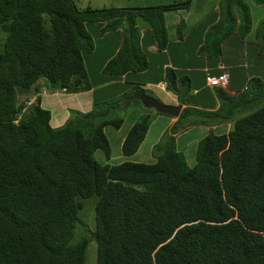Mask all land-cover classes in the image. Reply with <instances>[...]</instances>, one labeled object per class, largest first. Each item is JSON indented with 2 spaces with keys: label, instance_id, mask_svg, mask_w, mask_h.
Wrapping results in <instances>:
<instances>
[{
  "label": "trees",
  "instance_id": "1",
  "mask_svg": "<svg viewBox=\"0 0 264 264\" xmlns=\"http://www.w3.org/2000/svg\"><path fill=\"white\" fill-rule=\"evenodd\" d=\"M247 1L219 0L209 26L199 25L202 34L191 29L195 52L186 58L178 57L186 45L178 26L168 44L163 17L192 0L100 10H78L73 0H0V264H86L91 243L95 264H264V75L248 76L241 87L229 78L224 86L191 79L208 58L244 70L235 64L239 56L230 59L233 49L224 53L221 47L233 36L250 55L260 53L262 47L257 51L245 41L252 31ZM137 24L148 27L159 54V76L151 83L161 81L188 106L171 117L153 108L141 114L128 105L124 110L133 118L121 131L123 159L143 147L155 114L168 120L163 133L151 137L158 138L151 163L108 164L103 130L120 129L124 118L112 117L114 111L123 114L120 108L141 90L135 86L123 94L120 105L96 97L105 88L95 89L89 80L88 26H102L98 34L104 38L121 33L115 53L100 67L103 85L111 87L127 74L148 70L134 35ZM256 24L253 38L262 43L264 18ZM117 86L111 89L116 97ZM43 87L64 94L90 91V108L70 110L65 123L52 128L49 111L40 106ZM30 96L35 99L24 105ZM225 125V132L215 134V128L197 139L190 165L185 145L196 135L190 131L181 147L175 136ZM96 151L105 162L95 160ZM89 199L91 230L80 228L79 216Z\"/></svg>",
  "mask_w": 264,
  "mask_h": 264
},
{
  "label": "rangeland",
  "instance_id": "2",
  "mask_svg": "<svg viewBox=\"0 0 264 264\" xmlns=\"http://www.w3.org/2000/svg\"><path fill=\"white\" fill-rule=\"evenodd\" d=\"M184 0H73V3L76 7V9L78 10H83L85 8L88 9H93V10H100V9H111V8H116V9H142L144 7H156L158 5H165V4H173V3H178L180 6L184 5L185 2H183ZM187 3H185V6H182L179 9H176L178 11H166L164 13V25H165V29L167 32V40H168V44H172L171 42L175 41L174 38V31L176 29V27L178 26V30L179 33L184 32L185 29H194L195 27V23L197 21H200L205 14H208L199 24H202V26L206 27V25H208L209 21H211L213 19V15L214 12L217 10V0H192L191 4L186 5ZM247 4L249 6V10H250V15H251V22H252V33L250 32L248 37H246L245 41L247 42V44H249L251 47L257 49V51H259V48L262 47V50L260 51V53H255L254 55H250V51L249 49L246 50V47L243 46L242 42L240 41H236V37L233 36V39L228 40L229 42L227 44H223L221 47L224 50V53L226 52L227 49H233V54L230 55V59L231 58H235L237 56H239L235 61L236 65H241V67H244V70H232L234 71L232 74V79L236 82V84H239L240 86L243 85L246 82V78L250 75H255V74H261L264 75V40L261 43L260 41H256L255 38H253V34H254V28L257 27V22L258 19L260 18V15L258 14L260 11L264 12V5H255L253 4L251 1H247ZM263 18V17H262ZM180 19H182L180 21ZM208 20V22L206 21ZM139 22V21H137ZM180 23V24H179ZM179 24V25H178ZM102 26L99 27H90V25L88 26V33L89 35L93 38L92 43H93V51L88 55V58L86 60V63L88 64V74H89V80L90 83L92 85H96L95 89L98 88H105L103 92H96V97H98L99 99H103L104 103H111V101H118L120 100L121 97H123V94H127L133 91V87H138L141 90V92H136L133 95L130 96L131 101L128 102L129 104H125V106H123L121 109V111H123L120 113H115V111H119V110H115L114 114L112 115V117H120V118H124L123 119V123L120 127V129L118 131H115L114 129H112L111 127H106L104 128V133L105 136L108 140L109 143V147H110V160L107 162L108 164H117L123 161H130V162H137V163H151V161H153L150 158V148L153 146L152 144L155 143V141L158 140V138H156L155 140H152L151 137L153 136V134L155 133V131L162 134L164 131V127L161 128L162 123H165V121H167V118H162L163 116H159L155 114V120L152 122L154 124V122L157 121V117H160L158 119L159 122L155 123L154 125L152 124V127L148 130V134L146 136V140H144L143 142V147L141 146L138 150H137V154L134 156H131L130 160L127 159H123L124 157H121L120 155V139L121 136H123V134L121 135V131L126 132L128 129V125H129V121L127 119L128 116L131 117V119L133 118V116L129 113L128 114V110H124L128 105L134 106L136 107L141 114H149V113H154V111H152L150 108H144V106H142L141 101L137 98H134V96H137L138 94H145L148 95L152 98H155V96L149 92L147 89H145V87H143V84H133V82H131L132 80H140L139 77H135V75H130L127 77V82L129 81V84H126V82H124L125 77H122L119 81H117L115 83V85L111 84V87H106L107 85H103L106 80V77L100 75V67L102 65V63H104L106 61L107 58L111 57L116 49L118 48L119 44H120V39H121V33H117L116 31L111 32V33H107L105 34V38L102 37L101 35L98 34V31L100 30ZM196 28V27H195ZM263 27H260V29H262ZM90 30V31H89ZM201 30V28H199L196 31V34ZM123 32V30H122ZM178 33V34H179ZM135 38L137 39V43L139 48L146 53V60L148 63V70H146L147 74H153L154 76H158L155 74V72L157 71L158 73L160 72L158 68H156V65L158 64L157 62V51H156V44L154 42H152V38L150 37V32L148 30L147 26H143L142 24H137L136 26V31L134 32ZM142 36L143 39H142ZM230 39V38H228ZM235 39V40H234ZM118 41V45L115 47V42ZM234 42H237L236 46H234ZM148 44V46H147ZM248 53V57L245 56V54ZM226 61V60H225ZM230 62V60H229ZM99 67V68H98ZM226 68H228V66H224ZM226 73V75L228 74L226 71H224ZM222 72V73H224ZM224 73V74H225ZM229 75L231 76V73L229 72ZM131 82V83H130ZM119 84V85H118ZM118 85V86H117ZM132 85V86H129ZM117 86V90L119 91V95H117V97L113 100L112 98H114V94H112L111 92V88H115ZM244 89V88H241ZM45 90L47 92H45ZM60 94H64L61 93L59 91H57L55 88H51L50 90L47 87H43L41 88L40 91V97H45L46 95L48 97L53 96L54 98H60L63 95ZM38 96V94H36ZM68 95H71L68 93ZM52 97V98H53ZM129 98V99H130ZM134 99V100H133ZM138 100V101H137ZM155 100H157L155 98ZM29 102H33L32 100V96H30L28 99H26L24 105H26ZM47 102V103H46ZM46 102H43V106L44 108H49L52 107L53 104H49L48 101L46 100ZM118 105H120L122 102L118 101ZM103 103V104H104ZM30 104V103H29ZM177 105H179V108L184 107L183 103H176ZM67 105V103L65 104ZM102 105V104H101ZM69 112V110H68ZM80 113L82 112H87V111H79ZM154 116V114H152V117ZM64 117V114H63ZM58 119V117H57ZM56 119V121H57ZM167 119V120H166ZM55 118L51 119V121H54ZM58 121H60L58 119ZM66 119H61V123L58 124V126L56 127H52V128H58L60 126H62L65 123ZM175 121V119H172L171 121L169 120L168 126L170 125V123H173ZM50 123V120H49ZM51 125V124H50ZM223 126V125H221ZM219 126V127H221ZM225 128L221 129V131H217V127L213 126V127H209V129L206 130H200L199 128H193V129H184V131L178 133L175 136V142L177 144L178 147L183 146L182 143H184L183 138L186 137L189 132H194V134L196 135L195 138L191 139L190 141H188L185 145V155L188 158V163L191 165L192 163V155L191 153H193L194 151V144L197 141V139L202 138L203 136L206 135V133L210 130V129H214L216 128V130L214 131L215 134H221L222 132H225L228 125L224 126ZM154 131V132H153ZM193 134V135H194ZM159 137V136H158ZM194 146V147H193ZM190 156V157H189ZM94 158L98 163H103L105 162V160L103 159V155L100 151H96L94 153ZM92 200H84V207L81 210V212L79 213L80 219H81V226L80 228L84 229V226H87L89 230L92 229V217L91 215L93 214L90 211V208H88L89 205H92ZM80 232V230H79ZM88 255L86 253V264L88 262V264H95V255H94V243H91L90 246L88 247ZM88 258V260H87Z\"/></svg>",
  "mask_w": 264,
  "mask_h": 264
},
{
  "label": "crops",
  "instance_id": "3",
  "mask_svg": "<svg viewBox=\"0 0 264 264\" xmlns=\"http://www.w3.org/2000/svg\"><path fill=\"white\" fill-rule=\"evenodd\" d=\"M218 1L219 0H217V2ZM258 14L260 15V18H262V17L264 18V12H261L260 11ZM207 15L208 14H205L204 17L200 21H197L194 24L195 27H197L199 29V27L201 26V24H199V23ZM191 29H187L186 32H181L179 34L180 37H182L183 42L186 43V45H185L184 48H182L183 50L179 52L178 57H180V55H183V56H186V58H190L191 55L193 56V53L195 52V48H193V45H192V39L189 38L191 36ZM199 33L202 34V30H200ZM143 37L144 36H142V39H143ZM227 43H228V40H225L221 44V46L223 44H227ZM117 45H118V41L115 42V47ZM147 46H148V44H147ZM231 51H232V49H230V50L227 49L226 50L227 53H229ZM157 57H159V54L158 53H157ZM157 57H156V59H157ZM109 59H110V57L107 58L106 60L108 61ZM207 61H208V66H206V67L203 66V68L201 70H197L196 69L195 71L196 72L198 71L197 72L198 74H196V73L192 74L191 79H193V82H194L195 85H199V83L202 82L203 75H204L203 73L204 72H207L208 71V72H210V74L216 75V74H219L221 72L226 71L228 73L227 75L229 76L228 77L229 78L228 80H229L230 84H235V87H241V86H243V85L240 86L239 84H236V82L232 79V74H233V72L235 70H237V68H234V66L231 67V68L224 67V66H226V63H225V61H222L221 57H219V58H208ZM105 63H106V61L104 62V64ZM220 65L222 66L221 68H219ZM209 67H210V69H209ZM204 68H206L208 70H206ZM232 70H234V71H232ZM229 72L231 73V76L229 75ZM235 73H236V71H235ZM155 74L159 76V74H158L157 71L155 72ZM130 75L131 74L125 75V78L124 79H126ZM139 75L141 77H143V78L140 79V76ZM135 77H139L140 80H137V79L132 80L131 82H133V84H138V83L139 84H144L143 87H145V89H147L149 92H151L155 96V98L158 101L162 102L163 104L173 106V105H176V103L178 102L174 94H172L170 92H167L165 90L164 84L161 81L160 82L157 81L158 83H156V84L151 83V82H153L152 81L153 80V74H147L146 71H144L141 74H135ZM119 80L120 79H117V81H119ZM110 83H112V80H111ZM129 86H132V85H129ZM60 95H63V96H61L60 98H54L53 96L48 97L47 95L45 97H43V98L40 97V106H41V108L45 109L44 106H43V102L45 103L46 100L48 101L49 104H53L52 107L46 108V110H48L49 113H50V124H51V127L58 126V124L61 123V119H66L67 116H68V114H69L68 110L69 111L70 110L87 111L90 108V104H91L90 91L84 92V93H75V94H71V95H68V94H60ZM114 97H116V96L114 95ZM66 103H67V105H65ZM184 106H188V105L187 104H184ZM63 114H64V117H63ZM57 117H58V119L60 121H58ZM53 118H55V120L54 121H51V119H53ZM56 119H57V121H56ZM210 130H212V129H210Z\"/></svg>",
  "mask_w": 264,
  "mask_h": 264
},
{
  "label": "water",
  "instance_id": "4",
  "mask_svg": "<svg viewBox=\"0 0 264 264\" xmlns=\"http://www.w3.org/2000/svg\"><path fill=\"white\" fill-rule=\"evenodd\" d=\"M179 97L178 103L180 104ZM134 98L139 99L141 101L142 106H144L145 108H153L157 113L160 114H165L171 117H177L180 111L179 106L164 105L159 101L155 100L154 98L145 94H138L137 96H134Z\"/></svg>",
  "mask_w": 264,
  "mask_h": 264
},
{
  "label": "built area",
  "instance_id": "5",
  "mask_svg": "<svg viewBox=\"0 0 264 264\" xmlns=\"http://www.w3.org/2000/svg\"><path fill=\"white\" fill-rule=\"evenodd\" d=\"M205 83L209 86H224L226 82V76L224 74H220L216 77H212L210 75H205Z\"/></svg>",
  "mask_w": 264,
  "mask_h": 264
},
{
  "label": "clouds",
  "instance_id": "6",
  "mask_svg": "<svg viewBox=\"0 0 264 264\" xmlns=\"http://www.w3.org/2000/svg\"><path fill=\"white\" fill-rule=\"evenodd\" d=\"M219 68H221V66H219ZM210 75V74H208V71L207 72H205V75ZM220 74H224V73H220ZM219 74V75H220ZM205 75H204V79H205ZM225 76H226V82H227V79H228V77H227V75L226 74H224ZM210 76H212V77H216V76H218V75H210ZM205 81V80H204ZM35 98L34 97H32V100H34ZM30 104H31V102H29ZM29 103H27L26 105H28ZM180 110H181V108H180Z\"/></svg>",
  "mask_w": 264,
  "mask_h": 264
}]
</instances>
